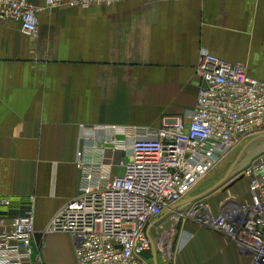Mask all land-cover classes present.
Returning a JSON list of instances; mask_svg holds the SVG:
<instances>
[{
	"label": "crops",
	"instance_id": "1",
	"mask_svg": "<svg viewBox=\"0 0 264 264\" xmlns=\"http://www.w3.org/2000/svg\"><path fill=\"white\" fill-rule=\"evenodd\" d=\"M31 1L41 8L35 34L0 18V218L9 223L33 206L36 264H77L73 236L45 229L79 192V126L156 128L165 116L193 109L202 48L263 79L264 0H123L89 8L63 0L51 9L46 0ZM242 182L205 195L214 216L227 203L249 200ZM160 219L170 225L168 211ZM183 228L190 237L170 264H253L227 234L193 221ZM157 230L150 228L153 240ZM155 248L158 264H167ZM149 253L154 264L152 247L145 258Z\"/></svg>",
	"mask_w": 264,
	"mask_h": 264
},
{
	"label": "built area",
	"instance_id": "2",
	"mask_svg": "<svg viewBox=\"0 0 264 264\" xmlns=\"http://www.w3.org/2000/svg\"><path fill=\"white\" fill-rule=\"evenodd\" d=\"M121 1L72 0L68 5L89 8ZM61 4L63 0H46L45 8ZM40 10L31 0H0V18L16 20L27 34L37 32ZM195 74L199 85L194 108L165 116L159 127L79 126V192L45 229L46 234L73 236L77 264H151L145 258L152 247L150 228H163L160 217L167 211L175 226L167 235L175 238L168 241L163 232L153 240L167 264L190 237L183 228L186 221L227 234L253 264H264V153L244 170L247 204L227 203L214 216L205 192L190 197L196 184L244 139L264 134V78L250 76L243 62L226 61L205 48ZM35 235L33 206L9 223L0 218V264H36Z\"/></svg>",
	"mask_w": 264,
	"mask_h": 264
},
{
	"label": "rangeland",
	"instance_id": "3",
	"mask_svg": "<svg viewBox=\"0 0 264 264\" xmlns=\"http://www.w3.org/2000/svg\"><path fill=\"white\" fill-rule=\"evenodd\" d=\"M254 64H255L254 65L255 71L258 72L257 69H258L259 64H256V62ZM254 74L256 73L254 72ZM243 147H245V150L243 151L241 157L237 161L233 171L231 172L229 177L218 188H220V190H222L224 193L228 191L237 182H240L239 183L240 185L241 183H243L242 181L246 182L245 184H247L248 178L244 174V170L252 163V161L256 157L264 153V137L250 136L244 139L242 146L237 148L225 162H223L221 165L213 169L208 175H206L202 180H200L196 184V187L192 193L197 194L203 188L205 189L209 188L208 189L210 190L209 193L214 192L215 189L213 188L227 176L229 170L231 169V166L235 162L238 154L240 153ZM247 189H248V185H246V193H248ZM228 200H234V199L229 198ZM247 202L248 200H245L241 203L247 204ZM172 227L174 228L175 226L174 225L172 226V224H170V225L164 226L163 228L161 227L160 229H158L157 230L158 234L156 232L154 234L155 242H157L158 238L162 235L163 232H164V236L168 238V241L172 239L174 240L175 236L170 237L169 235H167V233L172 232L170 231L172 230ZM167 243H168L167 241L162 242V244L164 245L162 246L163 249L167 247ZM150 257H151L150 253L146 255L147 259H150ZM67 262H68V259H67Z\"/></svg>",
	"mask_w": 264,
	"mask_h": 264
},
{
	"label": "water",
	"instance_id": "4",
	"mask_svg": "<svg viewBox=\"0 0 264 264\" xmlns=\"http://www.w3.org/2000/svg\"><path fill=\"white\" fill-rule=\"evenodd\" d=\"M256 137H264V134L259 135V136H256ZM244 150H245V147H243V148L241 149V151H240V153L238 154V156H237L235 162H234L233 165L231 166V169L229 170L227 176H226L221 182H219V184H217L213 189L218 188V187H219V186H220V185H221V184H222V183H223V182L229 177V175H230L231 172L233 171V169H234V167H235L237 161H238L239 158L241 157V155H242V153H243ZM209 191H210V190H208L207 192H205V194H208ZM192 199H193V198H189V199H187V200H184V201L180 202V203L178 204V206H181V205L187 204V203H189ZM151 246H152V252H153V262H154V264H158L156 248H155V244H154V242H153L152 239H151Z\"/></svg>",
	"mask_w": 264,
	"mask_h": 264
},
{
	"label": "bare ground",
	"instance_id": "5",
	"mask_svg": "<svg viewBox=\"0 0 264 264\" xmlns=\"http://www.w3.org/2000/svg\"><path fill=\"white\" fill-rule=\"evenodd\" d=\"M34 251V250H33ZM33 259H34V255H33Z\"/></svg>",
	"mask_w": 264,
	"mask_h": 264
}]
</instances>
